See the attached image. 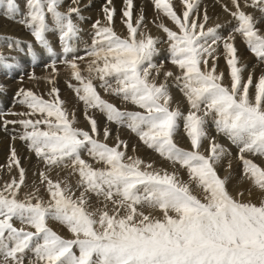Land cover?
<instances>
[{"label": "snow or ice", "instance_id": "obj_1", "mask_svg": "<svg viewBox=\"0 0 264 264\" xmlns=\"http://www.w3.org/2000/svg\"><path fill=\"white\" fill-rule=\"evenodd\" d=\"M91 6L0 0L46 56L0 33L30 58L0 52L20 70L0 108V264H264V0H103L85 29Z\"/></svg>", "mask_w": 264, "mask_h": 264}, {"label": "bare ground", "instance_id": "obj_2", "mask_svg": "<svg viewBox=\"0 0 264 264\" xmlns=\"http://www.w3.org/2000/svg\"><path fill=\"white\" fill-rule=\"evenodd\" d=\"M84 2L85 3H91V5H92L90 8H87L83 12V15L86 18V22L83 24V27L85 29H87L93 20H95L99 16H101V13H100V5L103 2V0H84ZM115 3H116L117 9H119V7H120V0H115ZM135 3H136V5H137L138 8L141 7V5H143L142 3H139L138 0H135ZM219 11L220 10L217 8V12H219ZM147 14H148L149 17H151L153 15L152 9H149L148 8L147 9ZM220 18H221V20L226 19L225 16H223V15H221ZM10 22L11 21L5 20L2 16H0V33L10 34V35H12L14 37H18V38H20L22 40V42L33 41L34 47L35 48H39V46H36L35 45L33 38L29 35V33L25 29H23L22 26H20L19 24H14V23H10ZM117 26L119 27V13H117ZM153 32L155 33V29H153ZM0 52H3L5 55H11V56H13V54H14L13 51L12 52H9V50L6 47L4 48V46H0ZM221 66H223V63L221 64ZM28 70H29V67H26L23 71H28ZM35 71H36V73L38 75L41 73V72H37V71H40V70H37V68H35ZM3 72L4 73H8V72H5L3 70H0V73L1 74ZM25 80H26L25 83H24V86L25 87H33V85L30 84L27 81L26 78H25ZM64 86L65 85L63 83H61V85H60V88H61V97L63 99H65L69 103L68 104L69 105L68 107L70 108V103H71V100L72 99H71V95H70V99L67 98V95H69V93L71 91L70 92H66L68 89L67 90L64 89ZM15 90H14V92H15ZM72 98H73V96H72ZM0 102H2V101H0ZM5 107H6V105H5ZM78 114H80V113H77V116H78ZM82 123L83 122L81 120L80 125ZM83 127H85V126H83ZM10 143H11V141L9 140V138L7 136H5L2 132H0V165H4L5 164L6 156L8 154V146H9ZM182 145L184 146V144H182ZM15 146H16V148H17V150H18V152L20 153L21 156H26L27 155V152L25 151V149H24L23 145L21 144V142H19V141L15 142ZM21 148H23L24 150L21 151L20 150ZM129 151H130V149H129ZM139 155L141 157H143L144 159H146V160L153 159V160H156L157 162H159V160H160V158L155 153H153L151 150H150V152L149 151H146V149L143 148L142 146L140 148ZM25 167H28V169H29L28 176H29V180H31L32 179L31 166L28 165V164H25ZM7 178L8 177L5 175L4 179H7Z\"/></svg>", "mask_w": 264, "mask_h": 264}, {"label": "rangeland", "instance_id": "obj_3", "mask_svg": "<svg viewBox=\"0 0 264 264\" xmlns=\"http://www.w3.org/2000/svg\"><path fill=\"white\" fill-rule=\"evenodd\" d=\"M139 3H142L143 5H141V7L144 6V0H138ZM149 9H152L151 6L149 5L148 7ZM215 18V16L213 17V19ZM226 18V17H225ZM10 23H13V22H10ZM16 24V23H14ZM237 44H238V47L241 48V55L245 58H248L249 57V53H247L245 50H244V46L242 44H240L239 41H237ZM5 48V47H4ZM34 51L36 53V59H37V64L39 65L40 62L42 60H45L46 56L45 55H42V50L40 48H35L34 47ZM14 54L13 56L17 57L19 62H20V68L22 70H24L26 67H28L29 63H30V58H28L26 56V53L22 50L21 52H16V51H13ZM223 63V61L221 60V64ZM35 68H37V70H40V71H37V72H41V67L40 66H36ZM20 76V70H13V71H10L8 73H0V84H2L4 86V90L6 91L7 95L0 98V108H4L5 105L7 106L8 104L10 105V102L11 101V96L14 95V90L17 89L18 87H20V84L18 83V78ZM26 81V80H25ZM25 83V82H24ZM66 86H64V89L67 90V88H65ZM12 91V92H11ZM66 92H70V90H67ZM68 94V93H67ZM70 95H71V103H70V108L72 107H82L80 105L77 104V102L75 101L74 97L72 98L73 94L70 92L69 95H67V98L70 99ZM174 95L177 97V99H179V93L178 92H175L174 90ZM6 102V103H5ZM69 104V103H68ZM2 105V106H1ZM8 105V106H9ZM69 106V105H68ZM122 106V105H121ZM175 106V105H174ZM77 113H80L79 111ZM78 116L80 117V119L82 120V124L80 126H86L84 121H83V118L81 116V114H78ZM101 124H103V120L101 119ZM111 128H112V131H113V136H115V134L117 133V129H116V126L115 125H111ZM182 134V133H181ZM120 135L122 136V138L124 139H128L130 141L129 143V149L131 151V145L133 143H137V140L135 139L134 136H132L129 132H127L126 130H120ZM131 137V138H130ZM133 139V140H132ZM177 141L179 143L184 144V141H182L180 139V134L177 135L176 137ZM136 140V141H135ZM114 141L113 140H109L108 143H113ZM183 146V145H182ZM21 151H23L24 149L21 148L20 149ZM146 151H149L150 150H147ZM157 155V154H156ZM158 156V155H157Z\"/></svg>", "mask_w": 264, "mask_h": 264}]
</instances>
